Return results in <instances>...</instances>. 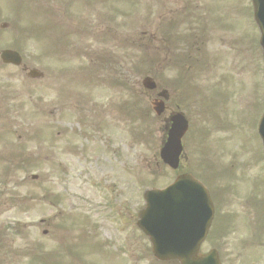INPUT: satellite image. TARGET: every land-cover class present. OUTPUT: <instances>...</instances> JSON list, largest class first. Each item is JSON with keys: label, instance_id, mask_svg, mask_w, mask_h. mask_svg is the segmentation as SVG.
Listing matches in <instances>:
<instances>
[{"label": "rangeland", "instance_id": "obj_1", "mask_svg": "<svg viewBox=\"0 0 264 264\" xmlns=\"http://www.w3.org/2000/svg\"><path fill=\"white\" fill-rule=\"evenodd\" d=\"M65 1L40 0L51 9L58 4L56 19L71 31L68 46L57 45L54 52L35 36L26 39L27 20L14 13L9 0H0V24L9 23L0 28V50L18 45L24 63L45 73L30 79L22 67L0 62L1 264H175L156 262L136 225L144 190L162 187L176 175L161 164L165 125L148 111L155 94L141 85L163 60L139 64L142 53L153 59L154 48L163 47L158 10L146 7L147 0H93L83 7H66ZM190 1H200L199 9L207 6L205 0H178L168 9ZM223 1L246 19L249 1ZM236 10L238 19L233 18L248 37L240 42L237 30L232 42L230 32L216 27L210 45L211 60L217 62L210 68L214 78L236 55L235 84L208 85L202 96L207 121L221 126L210 140L221 155L213 158L219 180H211L205 169L212 166L203 165L199 98L181 88L186 84L189 90L188 79L182 83L180 75L160 69L156 78L175 85L169 87L170 110L178 106L192 117L196 136H186L190 160L184 169L204 178L213 193L221 191L220 213L205 250L217 248L225 264H264V158L257 133L264 63L254 23L250 17L242 23ZM106 50L115 57L119 53L118 61L111 65ZM202 81L198 73L197 82ZM133 100L140 104L130 108L132 117L126 110ZM225 212L234 217L224 218Z\"/></svg>", "mask_w": 264, "mask_h": 264}, {"label": "water", "instance_id": "obj_2", "mask_svg": "<svg viewBox=\"0 0 264 264\" xmlns=\"http://www.w3.org/2000/svg\"><path fill=\"white\" fill-rule=\"evenodd\" d=\"M255 6V17L259 24L262 37L261 45L264 50V0H253ZM5 61L14 63L20 62V57L17 53H3ZM147 86H152L149 80L145 81ZM176 122L169 131V139L162 150V157L165 161L172 163L176 155L180 152V137L186 129V122L182 116L176 117ZM259 132L264 139V115L260 123ZM197 190L195 192V188ZM148 207L140 213L139 226L151 237L155 252L159 258H168L170 256H179L182 264H202L207 261H217L214 255H209L205 258H197L196 249L189 251L183 244L180 243L187 233L185 222L188 219L186 214L185 204L194 202L189 199H197L204 209L210 200L197 182L189 177H185L165 191H151L146 195ZM187 200V201H185ZM178 206L177 210L170 213V208Z\"/></svg>", "mask_w": 264, "mask_h": 264}, {"label": "flooded vegetation", "instance_id": "obj_3", "mask_svg": "<svg viewBox=\"0 0 264 264\" xmlns=\"http://www.w3.org/2000/svg\"><path fill=\"white\" fill-rule=\"evenodd\" d=\"M178 11H175V13H177Z\"/></svg>", "mask_w": 264, "mask_h": 264}]
</instances>
